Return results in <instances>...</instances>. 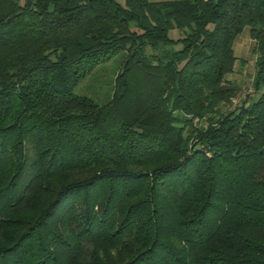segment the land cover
<instances>
[{
	"label": "trees",
	"instance_id": "16d2710c",
	"mask_svg": "<svg viewBox=\"0 0 264 264\" xmlns=\"http://www.w3.org/2000/svg\"><path fill=\"white\" fill-rule=\"evenodd\" d=\"M0 264H264V0H0Z\"/></svg>",
	"mask_w": 264,
	"mask_h": 264
},
{
	"label": "rangeland",
	"instance_id": "374dc122",
	"mask_svg": "<svg viewBox=\"0 0 264 264\" xmlns=\"http://www.w3.org/2000/svg\"><path fill=\"white\" fill-rule=\"evenodd\" d=\"M117 3H123V0H115ZM170 38H176L177 32L172 30L168 32ZM234 44V54L239 57L235 65V70L229 79L236 82L241 91L246 90L250 86L253 74L254 55L252 53V41L247 37V30L236 39ZM122 53H118L106 62L97 65L90 74L85 76L74 87L75 95L85 96L97 105L106 103L111 94L113 77L118 69ZM257 97V96H256ZM229 105L228 108L232 109Z\"/></svg>",
	"mask_w": 264,
	"mask_h": 264
},
{
	"label": "built area",
	"instance_id": "2783aa9c",
	"mask_svg": "<svg viewBox=\"0 0 264 264\" xmlns=\"http://www.w3.org/2000/svg\"><path fill=\"white\" fill-rule=\"evenodd\" d=\"M252 91H253V90H252V86H251V85L248 86V87L246 88V90L240 92L239 95L237 96V98L234 99V101H233L234 104H233V105L238 104V102L241 101V100H244V99L246 98L247 95H249V94L252 93Z\"/></svg>",
	"mask_w": 264,
	"mask_h": 264
},
{
	"label": "crops",
	"instance_id": "0c3cea01",
	"mask_svg": "<svg viewBox=\"0 0 264 264\" xmlns=\"http://www.w3.org/2000/svg\"><path fill=\"white\" fill-rule=\"evenodd\" d=\"M145 1H148V2H161V1H168V0H145ZM247 37H248V33H247ZM249 38V37H248ZM250 40V39H249ZM237 41V40H236ZM235 41V43H236ZM234 43V44H235ZM237 58H239L238 56H236Z\"/></svg>",
	"mask_w": 264,
	"mask_h": 264
}]
</instances>
